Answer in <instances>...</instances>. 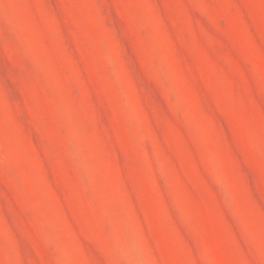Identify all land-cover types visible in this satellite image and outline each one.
Here are the masks:
<instances>
[{
    "label": "rangeland",
    "instance_id": "obj_1",
    "mask_svg": "<svg viewBox=\"0 0 264 264\" xmlns=\"http://www.w3.org/2000/svg\"><path fill=\"white\" fill-rule=\"evenodd\" d=\"M0 264H264V0H0Z\"/></svg>",
    "mask_w": 264,
    "mask_h": 264
}]
</instances>
